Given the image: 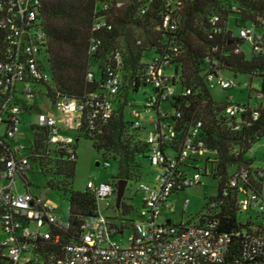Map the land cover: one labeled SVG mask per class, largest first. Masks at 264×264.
Masks as SVG:
<instances>
[{"label": "built area", "instance_id": "2783aa9c", "mask_svg": "<svg viewBox=\"0 0 264 264\" xmlns=\"http://www.w3.org/2000/svg\"><path fill=\"white\" fill-rule=\"evenodd\" d=\"M141 1L148 4L154 0ZM169 5L166 4L167 9ZM114 6L119 8L122 3L117 1ZM108 7V3L103 4V10ZM40 8L41 0H0V124L6 125L7 138V146L4 145V150L0 151V161L4 164L0 170V264H225L233 237L240 238V255L229 260L228 264H264V198L261 192L250 187L245 170L235 174L230 182L238 189L239 213L250 214L252 210L257 213L259 221L248 220L247 225L243 224L246 225L245 230L242 227L235 233L216 232V222L208 218L218 206L216 201L208 202L195 223L187 221L176 226L160 220L164 211L172 208L170 196L173 192L199 185L204 175H212L211 163L215 162V152L206 148L201 136V120L194 121L182 142L177 139V120L181 119L182 112L167 108L168 101L173 96H189L191 90L186 88L177 92L171 81L173 74L167 73L172 59L169 53L154 57L146 65V81L152 92L146 95L143 108L131 113L135 128L146 127L144 141L149 148V162L160 167L162 172L156 178L157 188L149 190L141 187L146 194L143 199L144 211L140 221L132 226L128 246L123 247L111 240L117 234L123 235L124 229L113 226L98 211L95 216L85 219L79 237L65 244L61 257L42 251L45 241L53 239L54 244L58 242L59 237L53 235L54 230L66 231L70 224L68 220L59 219L44 198L33 195L26 182L25 192L18 190L16 177L23 180L33 166L29 150L15 143L20 125L18 115L22 111L14 99L20 98L25 104H31L38 93L47 94L45 99H37L43 112L36 114L32 125L46 128L48 141L60 144L73 159L76 149L72 138L59 134L58 122L75 130L81 125L84 115L90 129L98 123H108L122 85L120 72L123 62L119 52L112 54L98 91L87 93L80 99L62 96L55 91L51 75L43 62L47 38L39 19ZM145 10L143 8L141 13ZM232 10L237 11L235 7ZM220 21L217 15L209 18L210 37L225 31L219 25ZM261 22L263 28L260 31L252 26H242L238 28L237 36L232 34V37L249 45L253 54L264 56V20ZM162 27L170 30L176 28L169 11L163 16ZM103 29L109 31L111 25L98 18L93 23L92 31ZM99 44L98 39L92 37L90 51L97 50ZM216 51L214 47L212 52ZM173 52L177 56L176 48H173ZM205 61V81L210 90L215 87L227 90L240 85L225 78L216 69V61L210 57ZM86 79L92 82L95 74L89 71ZM244 87L247 88L248 84H244ZM49 89L53 90V96L48 95ZM258 96L263 95L258 93ZM186 107H189L188 103ZM224 114L233 122L234 131H239L242 124L249 126L250 120L256 121L260 116L255 107L232 102L225 107ZM243 115L249 116V119L243 120ZM98 132H101L100 129ZM0 145H3L2 141ZM104 165L108 166V162L104 161ZM259 175L264 178L263 169ZM88 187L97 201L103 200L110 206L108 200L115 196L116 185L107 181ZM223 196H226V192H223ZM188 204L186 200L184 210ZM200 217L204 219L203 224L199 222ZM45 225L49 226V230L41 232Z\"/></svg>", "mask_w": 264, "mask_h": 264}, {"label": "trees", "instance_id": "16d2710c", "mask_svg": "<svg viewBox=\"0 0 264 264\" xmlns=\"http://www.w3.org/2000/svg\"><path fill=\"white\" fill-rule=\"evenodd\" d=\"M117 1L122 3L119 8L114 6ZM105 3L109 4L107 10H103ZM168 3L169 9L166 8ZM233 7L237 9L236 12L232 10ZM143 8L146 10L142 14ZM168 11L176 25L174 30L162 27L163 16ZM215 15L220 18L219 25L225 31L210 37L208 20ZM230 17H234L233 25L238 28L252 26L260 31L263 28L264 0H154L148 4L141 0H41L39 19L47 38L43 62L51 75L55 91L62 96L80 99L87 93L98 91L106 66L110 63L109 58L115 52L121 54L122 85L111 119L106 124L98 123L97 128L90 129L84 115L76 131L77 137L91 140L99 156L107 154L111 160L118 161L117 175L128 182L140 179L138 176L131 179L135 158L147 160L149 153L144 141L146 127L133 126V105L129 104L128 96L141 87L149 86L145 67L154 57L165 53L172 55L170 69L174 70L171 79L173 85L178 93L186 88L191 90L189 96H173L168 101L167 108L182 112L181 119L177 120V139L182 142L195 120L203 122L201 136L206 148L215 152L211 176L218 182L217 194L210 200L218 202V206L208 218L216 222V232L235 233L242 227L246 228L248 223L242 225L238 221L239 194L237 187L230 183L232 177L245 170L250 187L259 193L262 190L264 178L259 175L261 169L252 167L253 158L246 157V153L264 135V108L261 105L255 107L259 111V118L250 120L249 126L242 124L239 131H234L233 122L224 114L230 102L214 99L212 90L207 87L205 60L210 57L216 61L215 67L221 73L228 71L234 76L245 74L261 77V89L257 94L263 95L261 99L264 100V56L253 54L249 45L232 37L233 32L228 29ZM98 18L110 24L111 30L92 31L93 23ZM132 29L140 35H134ZM92 37H96L100 44L97 50L91 52ZM120 38L123 39V45L118 44ZM214 47L217 48L216 52H212ZM173 48L177 49V56L173 55ZM146 52H151L153 56L146 59ZM89 71L95 74L92 82L86 79ZM48 95L53 96V90L49 89ZM45 96L47 94L38 93L37 99H45ZM37 99L31 104H25L20 98H15L14 102L21 106L22 113L39 114L43 110L37 104ZM186 103L189 107H186ZM138 107L142 109L143 102ZM245 117L247 115H243L242 119H249V116ZM30 130L33 137L28 150L32 166L36 165L43 174L51 175L49 186L52 190L68 195L67 220L70 228L66 231L54 230L53 235H58V242L54 244L53 239L47 240L42 248L44 253L61 257L65 244L79 237L85 219L97 214L98 201L89 187L83 191L72 188L76 155L71 159L60 144L50 143L46 128L31 125ZM5 140L4 131L0 134V141L3 142L0 151L4 150V145L7 146ZM3 167L0 161V170ZM141 168L138 166L139 172ZM23 181L30 186L26 176ZM223 192H226V196H223ZM116 209L127 215L133 207L122 202ZM199 222L203 224L204 219L200 217ZM123 229L122 225L119 230ZM240 242V238L233 237L231 252L225 264L239 257Z\"/></svg>", "mask_w": 264, "mask_h": 264}, {"label": "rangeland", "instance_id": "374dc122", "mask_svg": "<svg viewBox=\"0 0 264 264\" xmlns=\"http://www.w3.org/2000/svg\"><path fill=\"white\" fill-rule=\"evenodd\" d=\"M233 18L234 17H230L231 21ZM230 30L236 37L238 27L232 25L230 26ZM131 31L134 35H140L135 29ZM118 44L123 45L122 38L118 40ZM145 55L146 59L153 56L151 52H146ZM167 73L171 75L174 73V70L170 69ZM222 75L225 78L234 80L240 85L228 90L215 87L211 91L214 99L241 105L248 104L250 107L261 105L264 108V100L257 94L261 89V77H251L245 74H237L234 76L233 73L228 71H223ZM244 84H248V87L245 88ZM151 92L150 86L141 87L137 92H131L128 96L129 104L133 105L131 108L133 107V110H140L138 106H141L146 95ZM18 117L20 119V125L16 133L15 143L28 149L31 147L33 137L30 127L35 123L36 114L23 112L19 114ZM57 127L60 135L71 137L72 143H76V169L72 184L74 190L83 191L89 185L107 181L115 185L119 180H125L123 177H118L117 175L118 161L111 160L107 154L103 157L99 156L93 148L91 140L84 137H77V131L75 129L66 128L63 122L59 121ZM5 128V125H0V134L4 133ZM23 153H25V150ZM246 157L253 158V168L264 170V135L252 146L251 150L246 153ZM104 161L108 162V166L104 165ZM134 162L131 179L133 176H138V179H140L137 181L131 180L129 182L127 180L125 191L120 201V204L122 202L124 204H130L133 207L132 211L127 215L118 212L115 207V196L108 200L110 206L103 200L97 202L99 214L108 218L111 223L118 228H122V225L124 226L123 235L117 234L111 238L112 241L123 247L128 246V238L132 235V226L140 221L141 213L144 211L143 199L146 194L141 190V187H147L149 190L157 188L156 178L162 172L160 167L152 165L148 159H139L136 157ZM96 163H99V165H96ZM134 165L137 167H134ZM202 165L204 164L202 163ZM138 166L142 167L141 172H139ZM33 167L32 170L26 173V178L30 183L29 191L33 195L44 198L45 203L54 210V213L59 219L67 220L69 209L68 195H64L58 190H52L49 186L51 175L43 174L36 165H33ZM16 184L20 192H25L24 181L21 178L16 177ZM217 184V180L208 174L203 176L199 185L186 188L183 191L174 192L170 196L172 208L165 210L160 220H170L171 223L176 226L184 222L186 223L187 221L190 223L197 222L198 217L205 210V204L216 196ZM261 193L264 198V181L262 182ZM241 197H244V195H241ZM186 200L189 201V204L188 208L184 210L183 205ZM248 220L252 222L259 221L255 210H252L250 214L240 213L238 215V221L242 225L246 224ZM125 225L127 226L125 227ZM48 230V225L40 229L41 232H47ZM243 230H245V228H243Z\"/></svg>", "mask_w": 264, "mask_h": 264}, {"label": "water", "instance_id": "95a60500", "mask_svg": "<svg viewBox=\"0 0 264 264\" xmlns=\"http://www.w3.org/2000/svg\"><path fill=\"white\" fill-rule=\"evenodd\" d=\"M96 165H99V163H96ZM126 184H127L126 180H119L116 183V192H115V197H116L115 207L116 208L120 206V201L123 197ZM166 223H170V220H167Z\"/></svg>", "mask_w": 264, "mask_h": 264}, {"label": "crops", "instance_id": "0c3cea01", "mask_svg": "<svg viewBox=\"0 0 264 264\" xmlns=\"http://www.w3.org/2000/svg\"><path fill=\"white\" fill-rule=\"evenodd\" d=\"M233 25V22L231 21V19L229 18L228 19V27L230 28V26H232ZM234 26V25H233ZM57 116V118L59 119L60 118V115L58 114V115H56Z\"/></svg>", "mask_w": 264, "mask_h": 264}]
</instances>
